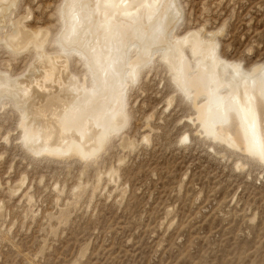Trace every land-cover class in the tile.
Segmentation results:
<instances>
[{
	"label": "rangeland",
	"instance_id": "374dc122",
	"mask_svg": "<svg viewBox=\"0 0 264 264\" xmlns=\"http://www.w3.org/2000/svg\"><path fill=\"white\" fill-rule=\"evenodd\" d=\"M63 1L6 7L0 37L17 25L47 31L46 52L64 54L89 84L84 56L57 42ZM176 4L181 16L171 36L201 30L216 39L220 59L245 72L264 62V0ZM2 40L0 72L17 77L33 51L8 50ZM135 53L131 47L128 59ZM160 54L136 80L125 77V123L90 158L27 152L16 108L0 100V264H264V160L201 131V98L176 87ZM257 111L264 131L263 102ZM220 125L233 130L235 122Z\"/></svg>",
	"mask_w": 264,
	"mask_h": 264
},
{
	"label": "bare ground",
	"instance_id": "6f19581e",
	"mask_svg": "<svg viewBox=\"0 0 264 264\" xmlns=\"http://www.w3.org/2000/svg\"><path fill=\"white\" fill-rule=\"evenodd\" d=\"M12 2L0 0V20ZM180 16L176 0H64L57 42L84 56L89 84L69 70L64 54L46 52L47 31L12 26L9 36L0 37L2 43L8 50L33 51L21 75L0 72V100L7 98L18 112L20 145L36 156L98 155L108 135L125 123V77L136 80L140 66L161 49L176 87L193 101L201 98L195 106L201 131L264 160L257 111V102L264 103V62L245 72L239 63L220 59L216 39L202 38L201 30L171 36ZM131 47L136 53L128 59ZM228 117L235 122L233 130L220 125Z\"/></svg>",
	"mask_w": 264,
	"mask_h": 264
},
{
	"label": "water",
	"instance_id": "95a60500",
	"mask_svg": "<svg viewBox=\"0 0 264 264\" xmlns=\"http://www.w3.org/2000/svg\"><path fill=\"white\" fill-rule=\"evenodd\" d=\"M18 2H19V0H13L12 5L10 6V9L13 10L14 8H16ZM2 44L5 45L4 43H2ZM3 100H4V99H3ZM7 103H9L11 107H13V106L11 105V103H10L8 100H7ZM13 108H14V107H13ZM14 109H15V108H14ZM249 158H250V157H249ZM251 159H252V160H255V159H253V158H251Z\"/></svg>",
	"mask_w": 264,
	"mask_h": 264
}]
</instances>
